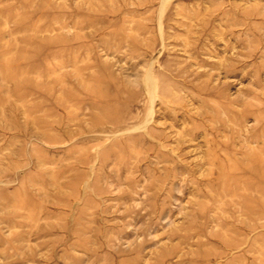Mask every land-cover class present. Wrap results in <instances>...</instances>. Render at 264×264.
Returning <instances> with one entry per match:
<instances>
[{
  "label": "rangeland",
  "instance_id": "1",
  "mask_svg": "<svg viewBox=\"0 0 264 264\" xmlns=\"http://www.w3.org/2000/svg\"><path fill=\"white\" fill-rule=\"evenodd\" d=\"M0 264H264V0H0Z\"/></svg>",
  "mask_w": 264,
  "mask_h": 264
}]
</instances>
